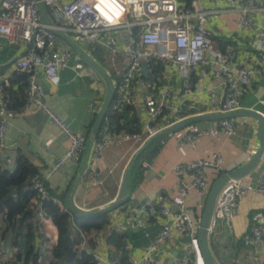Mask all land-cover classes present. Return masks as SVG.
<instances>
[{
  "label": "built area",
  "instance_id": "2783aa9c",
  "mask_svg": "<svg viewBox=\"0 0 264 264\" xmlns=\"http://www.w3.org/2000/svg\"><path fill=\"white\" fill-rule=\"evenodd\" d=\"M225 4L239 13V28L252 30L255 25L256 13L264 16V0H212ZM49 14L56 19V24L48 25L42 17L38 0H2L0 3V38L12 44L28 46L27 52L14 63L16 71L27 73L28 90L26 103L21 111L9 107L4 87L0 93V151L6 148L5 137L10 121L22 112L35 109L45 116L65 134L69 141V149L64 158L58 160L51 173L63 170L67 161L81 163L84 159L88 136L74 134L59 115L45 101L43 86L38 76L43 74L52 87H58L62 81V72L71 67L76 55L71 46H59L60 39L54 32L59 30L66 35H73L81 44L91 47L108 48L112 56L122 55L125 59V70L119 90L121 99L117 107L144 104L147 120L143 123L142 133L130 134L116 132L109 120H104L92 149L88 170L96 172L104 160L105 151L123 143L134 142L140 148L152 137L166 129L159 122L163 113L169 109L174 100V90L169 82L174 74L188 80L192 73L202 66L212 69L215 79H223L225 91L221 99L216 101L215 114H230L241 109V97L250 86L252 80L264 76V52L257 54L256 63L252 66L238 65V51L233 45L225 44L220 48L213 40L207 28L208 12L202 7L201 1L194 0L190 5L184 0H43ZM119 36V37H118ZM120 39V46H116ZM257 44L264 46V36L256 37ZM0 44V51L2 50ZM116 58V57H115ZM147 65L148 78L143 75V66ZM155 67H161L157 73ZM73 70L82 73L92 81L98 82L101 75L83 59L75 62ZM158 78V82L148 81ZM147 81V82H146ZM138 89H142L143 99L139 103ZM208 92L215 96V90ZM188 96L192 93L188 92ZM185 100V97H182ZM163 120V119H162ZM181 121V120H180ZM179 122V121H178ZM236 124L233 119L216 121L204 131H192L180 140V146L197 145L203 136L233 137ZM223 158L220 155L212 159L184 163L176 166L175 171L179 183L170 202L149 201L141 208L130 211L129 217L140 227L152 217H163L165 223L157 240L144 250L141 261L134 260L131 264H154V257L160 247L175 235L190 238L187 256L177 264H200L201 254L198 244L200 223L188 210L186 203L191 191H197L208 197L213 182L208 170L214 168L223 171ZM0 167L15 169V161L8 159L5 164L0 160ZM228 185L233 190L234 198L230 202V217L240 213V205L250 194L264 195V174L257 186L232 179ZM36 192L32 209L38 234L42 237L43 252H50L58 242V235L53 234L47 226L53 223L46 214L44 202L51 199L49 188L39 177L31 181L28 188ZM63 207V203L58 201ZM72 215L70 210H67ZM73 216V215H72ZM2 217H0V264H16L15 254L18 249L2 242ZM76 244L73 251L82 256L83 253L93 255L94 264H113L91 244L100 241L103 231L86 232L73 225ZM124 233L125 226L114 229ZM253 245L264 243V223L258 224L249 238ZM20 264V263H19Z\"/></svg>",
  "mask_w": 264,
  "mask_h": 264
},
{
  "label": "crops",
  "instance_id": "0c3cea01",
  "mask_svg": "<svg viewBox=\"0 0 264 264\" xmlns=\"http://www.w3.org/2000/svg\"><path fill=\"white\" fill-rule=\"evenodd\" d=\"M199 1L208 12L207 28L213 38H225L235 43L232 45L238 51V65L255 64L257 54L264 52V46L256 42V37L264 36V16L256 13L253 29L244 31L239 28L237 11L212 0ZM50 18L56 24V19L51 13ZM69 36L78 44L84 45L79 43L75 36ZM215 42L221 48L220 42ZM0 44L3 47L0 51L1 93L4 86H10L12 79H17L14 63L26 54L28 46L12 44L5 38H0ZM58 45L70 46L63 38L58 40ZM118 45H121L120 39H116V46ZM104 49L110 54L108 48ZM110 56L111 69L117 73V76L122 77L125 70L124 57L118 55L115 58L112 54ZM81 59L79 55H75L71 67L62 72V81L58 87L49 85L42 73L38 76V82L44 88L46 103L74 134L87 135L90 141L95 122L108 97V88L103 78L95 82L73 70L75 62ZM163 82L172 86L175 95L167 110V116L161 121L164 128L187 118L215 114L212 112L216 107V101L221 99L226 89L224 80L215 79L212 69L207 66L198 68L188 80L174 74L169 82L161 81L162 84ZM17 87V84L13 87L14 98L9 97L12 105L22 101L23 94ZM210 88L215 90V96L208 92ZM188 92L192 95L188 96ZM182 97H185V100ZM137 98L139 103L142 102V89H138ZM136 110L141 115L144 128L143 123L148 118L144 104H139ZM240 110H253L264 116V76L252 80L241 97ZM233 120L236 124V134L233 137L203 135L195 147H181L179 142L189 132L203 133L215 122H202L168 135L163 149L146 168L140 184L136 188L129 189V203L125 208L121 207L110 213V224L103 230L100 241L95 245L96 249L112 261L110 253L114 248L108 244L107 235L118 226L124 225L130 256L136 261L142 260L144 250L157 240L165 219L152 217L140 227L129 217V213L134 209L138 210L149 201L170 202L179 183L175 171L177 165L205 161L220 155L223 158V171L218 172L214 168L208 170V176L213 183L221 177V173L224 175L246 165L260 150L258 137L260 123L253 117H237ZM5 143L6 148L0 151V160L3 164L8 159L16 161L19 155H23L37 169L51 192L61 196L68 195L70 198L76 187L83 161L81 163L67 161L63 170L51 173L56 162L66 156L69 141L47 116L35 109L22 112L20 116L10 121ZM139 149V144L129 142L106 150L99 170L96 172L87 170L77 186L74 194L76 206L87 211H98L117 200L126 170ZM263 174L264 154L257 168L243 181L257 186ZM233 198V190L227 184L218 196L210 223L209 248L212 256L218 264H264V243L253 245L249 241L252 230L258 224L264 223V195L255 193L246 196L241 202L240 213L236 217H230L229 205ZM206 200L207 198L197 191H191L186 203L188 210L199 223ZM47 229L58 235L54 223L48 225ZM189 243L187 237L175 235L159 248L154 257V264H177L187 256ZM116 262V260L112 261L113 264ZM200 264H205L202 256Z\"/></svg>",
  "mask_w": 264,
  "mask_h": 264
},
{
  "label": "trees",
  "instance_id": "16d2710c",
  "mask_svg": "<svg viewBox=\"0 0 264 264\" xmlns=\"http://www.w3.org/2000/svg\"><path fill=\"white\" fill-rule=\"evenodd\" d=\"M194 0H184L187 4H191ZM219 41L221 48L225 44H234L232 40L225 38H213ZM218 42V43H219ZM89 54L100 63L110 74L115 87L119 90L122 77L111 69V56L106 49L88 46ZM118 59V57H117ZM119 60V59H118ZM120 67V66H119ZM118 67V68H119ZM161 67H155V71L159 73ZM17 79L10 82V86H4L6 101L9 107L15 111H21L26 103L28 78L27 73L16 72ZM151 82H158V78L149 79ZM147 82V81H146ZM196 81H194V84ZM18 85L17 89L23 94L21 103L12 105L9 97L14 98V85ZM10 99V100H11ZM121 99V94L117 91L112 104L107 112L106 120H109L116 132H127L130 134L142 133V118L134 106H125L119 109L117 105ZM167 110L160 117L159 122L167 116ZM130 114H132L130 116ZM101 132V130H100ZM168 135L156 140L145 152L140 156L134 170L129 178V189L136 188L143 179L146 168L159 155L163 149ZM221 173L220 176H222ZM39 177L37 169L23 155H19L15 161V169L0 167V217H2V242L11 244L18 249L15 254L16 264H94L93 255L83 253L82 256L73 251L76 240L73 234V225L81 230L90 232L91 230L103 231L110 224V214L102 215L96 218H76L67 212L68 195L61 196L50 191L51 199L44 202L46 214L52 219L54 225L58 229V242L50 252H41L43 250L42 237L38 234L35 222V212L32 209L33 199L36 192L29 190L31 181ZM63 203V207L58 204ZM125 206L122 207L125 208ZM157 217V216H156ZM107 242L113 246L114 251L110 253L112 261L115 264H131V258L126 244V235L118 233L115 230L107 235ZM96 244H91V248H95ZM111 251V250H110Z\"/></svg>",
  "mask_w": 264,
  "mask_h": 264
},
{
  "label": "water",
  "instance_id": "95a60500",
  "mask_svg": "<svg viewBox=\"0 0 264 264\" xmlns=\"http://www.w3.org/2000/svg\"><path fill=\"white\" fill-rule=\"evenodd\" d=\"M40 11L42 14V17L45 19L46 23L50 26L54 25V22L50 18V14L43 2V0H38ZM55 34L59 36L60 38H63L66 40L69 45L73 48L75 53L79 55L85 62H87L89 65H91L103 78L105 81L107 88H108V97L106 99V102L104 103L102 110L95 122V125L92 130L91 138L89 141V144L87 146V150L83 159L82 167L80 174L77 178V184L76 187L73 189L70 198L67 200V207L69 208L70 212L73 216L76 218H96L100 217L102 215L110 214L119 208L127 205L130 201V195H129V178L134 170V167L139 160L140 156L147 150L156 140L165 137L170 134H175L189 126L196 125L202 122H216L224 119H233L237 117H253L257 120H259V141H260V150L257 152V154L244 166L237 168L231 172H228L227 174H224L220 178H218L212 185L211 191L207 197L206 205L202 214V219L200 222V231L198 235V244L201 252L202 259L205 264H218L214 257L212 256V253L209 248V229H210V223L214 214V210L216 207L217 199L221 191L227 186L230 180L232 179H244L247 176H249L259 165L262 156L264 154V116L260 114L259 112L253 111V110H239L234 113L230 114H210V115H198L195 117L187 118L184 120H181L174 125L167 127L166 129L159 132L154 137L150 138L135 154L133 159L131 160L126 173L124 175V179L121 185V189L118 195L117 200H115L112 204L108 205L107 207L98 210V211H87L84 210L78 206H76L74 202V194L76 192L77 186L82 181L84 175L86 174L89 166V161L92 153L93 146L95 144V141L100 133L102 124L106 118L107 112L112 104V101L114 99V96L116 94V87L115 83L108 73V71L100 64L98 63L80 44H78L74 39H72L69 35H66L59 30H54ZM148 66H143V75L145 78H148ZM187 240L191 241L190 238H187Z\"/></svg>",
  "mask_w": 264,
  "mask_h": 264
},
{
  "label": "rangeland",
  "instance_id": "374dc122",
  "mask_svg": "<svg viewBox=\"0 0 264 264\" xmlns=\"http://www.w3.org/2000/svg\"><path fill=\"white\" fill-rule=\"evenodd\" d=\"M82 48H84V50H86L87 52H89V48L87 47V45H81ZM96 48H102L101 46H96ZM104 49V48H102Z\"/></svg>",
  "mask_w": 264,
  "mask_h": 264
}]
</instances>
